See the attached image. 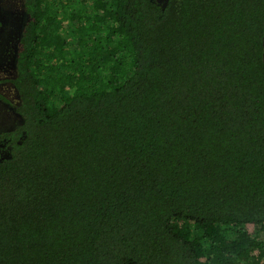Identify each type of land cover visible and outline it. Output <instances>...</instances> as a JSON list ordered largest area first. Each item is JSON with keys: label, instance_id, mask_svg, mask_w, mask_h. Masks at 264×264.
<instances>
[{"label": "trees", "instance_id": "obj_1", "mask_svg": "<svg viewBox=\"0 0 264 264\" xmlns=\"http://www.w3.org/2000/svg\"><path fill=\"white\" fill-rule=\"evenodd\" d=\"M24 13L0 264H264V0Z\"/></svg>", "mask_w": 264, "mask_h": 264}, {"label": "rangeland", "instance_id": "obj_2", "mask_svg": "<svg viewBox=\"0 0 264 264\" xmlns=\"http://www.w3.org/2000/svg\"><path fill=\"white\" fill-rule=\"evenodd\" d=\"M164 4L166 0H156ZM25 0H0V132L20 124L13 106L18 95L10 80L15 75V50L25 18Z\"/></svg>", "mask_w": 264, "mask_h": 264}]
</instances>
